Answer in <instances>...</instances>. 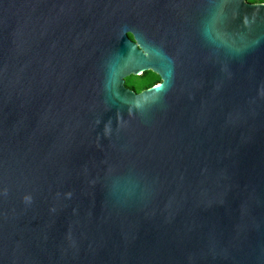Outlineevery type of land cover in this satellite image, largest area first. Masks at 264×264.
<instances>
[{
    "label": "water",
    "instance_id": "95a60500",
    "mask_svg": "<svg viewBox=\"0 0 264 264\" xmlns=\"http://www.w3.org/2000/svg\"><path fill=\"white\" fill-rule=\"evenodd\" d=\"M0 264H264V2L0 0Z\"/></svg>",
    "mask_w": 264,
    "mask_h": 264
},
{
    "label": "trees",
    "instance_id": "16d2710c",
    "mask_svg": "<svg viewBox=\"0 0 264 264\" xmlns=\"http://www.w3.org/2000/svg\"><path fill=\"white\" fill-rule=\"evenodd\" d=\"M249 2L253 3H261L264 2V0H248ZM129 37H132L129 34ZM135 78V80L133 79ZM159 77L157 74L151 72V71H145L141 75L138 76H130L129 81L125 85L133 90L134 92H140L141 90L151 87L152 85H155L159 83Z\"/></svg>",
    "mask_w": 264,
    "mask_h": 264
},
{
    "label": "rangeland",
    "instance_id": "374dc122",
    "mask_svg": "<svg viewBox=\"0 0 264 264\" xmlns=\"http://www.w3.org/2000/svg\"><path fill=\"white\" fill-rule=\"evenodd\" d=\"M129 77H130V76L126 77V79H125V82H126V83L129 81ZM133 79L135 80V78H133Z\"/></svg>",
    "mask_w": 264,
    "mask_h": 264
},
{
    "label": "flooded vegetation",
    "instance_id": "af4514ba",
    "mask_svg": "<svg viewBox=\"0 0 264 264\" xmlns=\"http://www.w3.org/2000/svg\"><path fill=\"white\" fill-rule=\"evenodd\" d=\"M160 81V80H159Z\"/></svg>",
    "mask_w": 264,
    "mask_h": 264
}]
</instances>
